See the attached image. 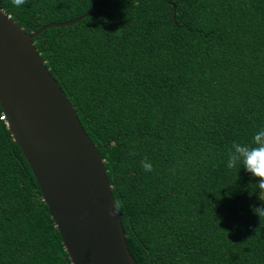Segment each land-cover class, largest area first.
Segmentation results:
<instances>
[{"label":"trees","instance_id":"obj_1","mask_svg":"<svg viewBox=\"0 0 264 264\" xmlns=\"http://www.w3.org/2000/svg\"><path fill=\"white\" fill-rule=\"evenodd\" d=\"M101 1L0 6L32 32ZM34 41L105 159L137 264H264V191L227 167L264 129V0H109ZM2 115L0 264H73Z\"/></svg>","mask_w":264,"mask_h":264},{"label":"water","instance_id":"obj_2","mask_svg":"<svg viewBox=\"0 0 264 264\" xmlns=\"http://www.w3.org/2000/svg\"><path fill=\"white\" fill-rule=\"evenodd\" d=\"M27 32L0 6V103L43 192L73 264H137L105 160L34 38L93 13Z\"/></svg>","mask_w":264,"mask_h":264},{"label":"clouds","instance_id":"obj_3","mask_svg":"<svg viewBox=\"0 0 264 264\" xmlns=\"http://www.w3.org/2000/svg\"><path fill=\"white\" fill-rule=\"evenodd\" d=\"M25 2L26 0H13V4L17 8L23 6ZM253 141L257 146L252 147L247 144L233 143L231 149L229 150L227 167L232 169L238 164L242 165L243 169L249 172L252 177L259 178L257 180L258 189L259 191H264V129H261L255 133ZM142 170L145 175L155 174V169L147 161H145V163L142 165ZM256 208H254V211Z\"/></svg>","mask_w":264,"mask_h":264},{"label":"built area","instance_id":"obj_4","mask_svg":"<svg viewBox=\"0 0 264 264\" xmlns=\"http://www.w3.org/2000/svg\"><path fill=\"white\" fill-rule=\"evenodd\" d=\"M1 119L6 120V116H5V114H3V115L1 116Z\"/></svg>","mask_w":264,"mask_h":264}]
</instances>
